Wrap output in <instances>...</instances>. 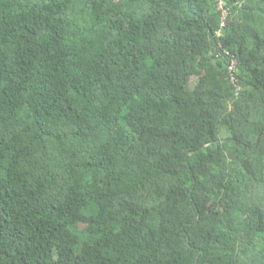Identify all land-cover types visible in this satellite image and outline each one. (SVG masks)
Masks as SVG:
<instances>
[{"label": "trees", "instance_id": "1", "mask_svg": "<svg viewBox=\"0 0 264 264\" xmlns=\"http://www.w3.org/2000/svg\"><path fill=\"white\" fill-rule=\"evenodd\" d=\"M229 4L0 0V264H264V0Z\"/></svg>", "mask_w": 264, "mask_h": 264}, {"label": "built area", "instance_id": "2", "mask_svg": "<svg viewBox=\"0 0 264 264\" xmlns=\"http://www.w3.org/2000/svg\"><path fill=\"white\" fill-rule=\"evenodd\" d=\"M217 4L218 10L221 13V28H225L228 24L229 17L232 14V6L229 4V0H214ZM220 35V32L218 33ZM229 55H231V52H227ZM231 59V63L229 65V74L231 77L232 82L238 85V77H237V72H238V64L239 61L235 57V55Z\"/></svg>", "mask_w": 264, "mask_h": 264}, {"label": "rangeland", "instance_id": "3", "mask_svg": "<svg viewBox=\"0 0 264 264\" xmlns=\"http://www.w3.org/2000/svg\"><path fill=\"white\" fill-rule=\"evenodd\" d=\"M196 82H197V81L194 79V81H193V86H195Z\"/></svg>", "mask_w": 264, "mask_h": 264}]
</instances>
